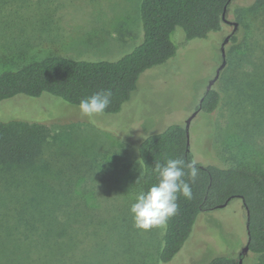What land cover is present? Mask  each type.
Listing matches in <instances>:
<instances>
[{
	"label": "rangeland",
	"instance_id": "1",
	"mask_svg": "<svg viewBox=\"0 0 264 264\" xmlns=\"http://www.w3.org/2000/svg\"><path fill=\"white\" fill-rule=\"evenodd\" d=\"M141 0H0V73L61 54L76 59L116 60L142 40ZM219 32L187 40L168 62L144 71L120 112L91 119L79 107L44 94L0 102V120L40 121L50 133L42 162L63 171L59 182L75 190L66 204L80 248L94 264H161L163 228L134 227L130 206L142 187L140 142L171 123L185 124L210 82L221 101L199 111L190 124V150L202 165L242 167L264 175V0H230ZM138 180V182H137ZM246 209L235 197L225 207L199 214L181 251L168 263L207 264L217 255L237 257L247 244ZM71 230V233H72ZM70 264H81L80 254ZM243 264H264L249 251Z\"/></svg>",
	"mask_w": 264,
	"mask_h": 264
},
{
	"label": "trees",
	"instance_id": "2",
	"mask_svg": "<svg viewBox=\"0 0 264 264\" xmlns=\"http://www.w3.org/2000/svg\"><path fill=\"white\" fill-rule=\"evenodd\" d=\"M228 3L229 0H141L142 40L133 49L116 60L56 54L25 63L0 73V102L47 94L79 107L81 99L101 89H111L113 96L105 114L118 113L136 92L140 75L176 55L178 46L172 39L176 29L181 28L187 40L208 38L222 29V14ZM220 101L218 90H206L201 111L213 113ZM12 118L15 119L0 120V264H70L78 254L81 264H94L93 255L80 248L74 226L64 218V206L71 204L75 190L59 185L63 171L42 162L50 133L47 125ZM181 157L193 160L185 124L171 123L147 135L137 149L143 190L158 182L153 171L156 161L164 163L167 158ZM197 168L195 183L189 181L192 199L181 196L178 214L163 227L160 263L171 262L181 251L201 212L235 197L243 202L246 221L249 211V252L264 255V175L238 166L197 163ZM241 257L217 255L207 264H240Z\"/></svg>",
	"mask_w": 264,
	"mask_h": 264
},
{
	"label": "clouds",
	"instance_id": "3",
	"mask_svg": "<svg viewBox=\"0 0 264 264\" xmlns=\"http://www.w3.org/2000/svg\"><path fill=\"white\" fill-rule=\"evenodd\" d=\"M112 96L111 89H101L81 99V117L91 119L103 115L111 104ZM153 171L158 182L147 190L136 192L130 206L134 227L145 231L165 227L169 219L178 214L179 198L192 199L191 183H195L198 175L197 162L186 161L182 157L167 158L164 163L156 161Z\"/></svg>",
	"mask_w": 264,
	"mask_h": 264
},
{
	"label": "water",
	"instance_id": "4",
	"mask_svg": "<svg viewBox=\"0 0 264 264\" xmlns=\"http://www.w3.org/2000/svg\"><path fill=\"white\" fill-rule=\"evenodd\" d=\"M229 2H230V0H229ZM227 6H228V4L225 6L224 11H223V14H222V17H223V20H224V21H228V20L226 19V10H227ZM228 22H230V21H228ZM231 23L234 24L235 29H236V27H237V22H231ZM228 41H229V37H227V38L225 39V41L222 43V54H223V57H224L223 65L219 68V70H218V72H217L215 78L210 82L209 86L207 87V90H210V89L212 88V85L215 83V81L217 80V78H218V76H219V73H220L221 68H222V67L224 66V64H225V44H226ZM199 111H201V106L191 114V116L186 120V123H185L186 131H187V136H188V143H189V144H190V124H191L192 120L194 119V117L197 115V113H198ZM230 200H231V198L227 199L224 203L219 204L216 208L225 207V206L229 203ZM248 226H249V211L247 210V222H246V227L248 228ZM248 234H249V232H248ZM247 251H249L248 243L244 246V248L242 249V251H241L240 254H239V255L242 256V257L240 258V260H239V263H240V264H243V256L247 253Z\"/></svg>",
	"mask_w": 264,
	"mask_h": 264
},
{
	"label": "flooded vegetation",
	"instance_id": "5",
	"mask_svg": "<svg viewBox=\"0 0 264 264\" xmlns=\"http://www.w3.org/2000/svg\"><path fill=\"white\" fill-rule=\"evenodd\" d=\"M225 23H227L228 21H224ZM228 23H231V22H228ZM232 25H233V31L235 30V26H234V24L232 23ZM233 31H231L227 36H226V38L227 37H229V40L233 37ZM201 102H202V98H201V100H200V103H199V106H198V108L201 106ZM197 108V109H198ZM196 109V110H197Z\"/></svg>",
	"mask_w": 264,
	"mask_h": 264
}]
</instances>
